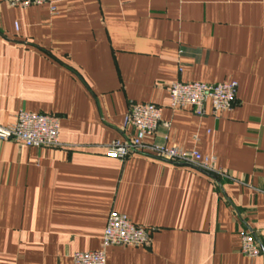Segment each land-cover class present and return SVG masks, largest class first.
<instances>
[{
  "label": "crops",
  "instance_id": "0c3cea01",
  "mask_svg": "<svg viewBox=\"0 0 264 264\" xmlns=\"http://www.w3.org/2000/svg\"><path fill=\"white\" fill-rule=\"evenodd\" d=\"M0 0V126L20 110L60 118L57 148L0 141V264H74L100 250L112 212L152 230L107 264H264V0ZM175 82L238 84L215 117L172 110ZM162 108L147 141L215 159L231 179L137 154L132 104ZM254 231L257 258L240 252Z\"/></svg>",
  "mask_w": 264,
  "mask_h": 264
},
{
  "label": "built area",
  "instance_id": "2783aa9c",
  "mask_svg": "<svg viewBox=\"0 0 264 264\" xmlns=\"http://www.w3.org/2000/svg\"><path fill=\"white\" fill-rule=\"evenodd\" d=\"M10 7L28 8L48 5L56 11L55 0H2ZM236 82L205 84L199 82H175L168 86L170 108L172 110L191 108L197 116L205 115L208 102L213 114L230 112L237 98ZM162 108L146 104H132L126 115L125 124L134 130L135 135L127 139H117L105 146V156L121 162L137 154L154 159L193 168L213 179H231L224 170H217L215 159L202 156L197 151H187L178 146L168 148L147 139L155 138L162 124ZM60 118L56 115L31 113L20 110L14 121L8 126H0V141H13L29 148H57L62 144L59 139ZM152 230L132 223L127 217L112 212L107 220L102 246L94 252H77L73 256L74 264H107V250L113 246L148 247L151 244ZM241 254L248 258H257L262 248L254 231H245L241 235Z\"/></svg>",
  "mask_w": 264,
  "mask_h": 264
}]
</instances>
